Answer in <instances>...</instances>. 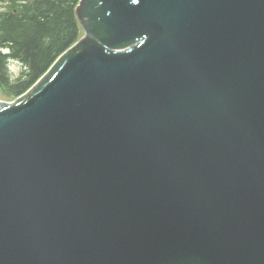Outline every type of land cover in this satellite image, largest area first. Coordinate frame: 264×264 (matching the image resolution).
I'll use <instances>...</instances> for the list:
<instances>
[{"label": "water", "instance_id": "obj_1", "mask_svg": "<svg viewBox=\"0 0 264 264\" xmlns=\"http://www.w3.org/2000/svg\"><path fill=\"white\" fill-rule=\"evenodd\" d=\"M76 15L0 100V264H264V0Z\"/></svg>", "mask_w": 264, "mask_h": 264}, {"label": "trees", "instance_id": "obj_2", "mask_svg": "<svg viewBox=\"0 0 264 264\" xmlns=\"http://www.w3.org/2000/svg\"><path fill=\"white\" fill-rule=\"evenodd\" d=\"M0 97L12 100L31 87L83 32L79 0H0ZM9 61L20 70L13 75Z\"/></svg>", "mask_w": 264, "mask_h": 264}, {"label": "rangeland", "instance_id": "obj_3", "mask_svg": "<svg viewBox=\"0 0 264 264\" xmlns=\"http://www.w3.org/2000/svg\"><path fill=\"white\" fill-rule=\"evenodd\" d=\"M7 9V2L6 3H0V11H5ZM12 69V74L13 75H16L18 72H19V70H20V66L18 65V63H16V62H13L12 63V67H11ZM0 98H2V97H0Z\"/></svg>", "mask_w": 264, "mask_h": 264}]
</instances>
